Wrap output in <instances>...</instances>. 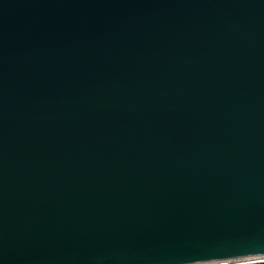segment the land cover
<instances>
[{
  "label": "water",
  "instance_id": "obj_1",
  "mask_svg": "<svg viewBox=\"0 0 264 264\" xmlns=\"http://www.w3.org/2000/svg\"><path fill=\"white\" fill-rule=\"evenodd\" d=\"M264 255V0H0V264Z\"/></svg>",
  "mask_w": 264,
  "mask_h": 264
},
{
  "label": "built area",
  "instance_id": "obj_2",
  "mask_svg": "<svg viewBox=\"0 0 264 264\" xmlns=\"http://www.w3.org/2000/svg\"><path fill=\"white\" fill-rule=\"evenodd\" d=\"M192 264H264V255L248 256L236 259L207 260Z\"/></svg>",
  "mask_w": 264,
  "mask_h": 264
}]
</instances>
